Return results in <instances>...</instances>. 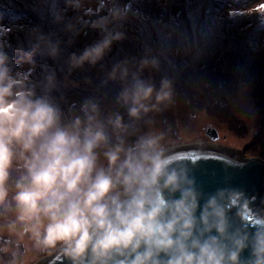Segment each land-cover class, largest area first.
<instances>
[{
	"label": "clouds",
	"instance_id": "1",
	"mask_svg": "<svg viewBox=\"0 0 264 264\" xmlns=\"http://www.w3.org/2000/svg\"><path fill=\"white\" fill-rule=\"evenodd\" d=\"M88 2L65 0L94 16L65 26L68 44L88 29L100 37L72 53L66 71L99 66L105 84L122 85L116 103L127 119L94 97L66 114L51 94L56 72L45 70L37 94L0 43V264H264V211L253 225L234 204L247 206L244 193L198 184L176 133L157 119L175 106L174 81L143 78L161 69L151 50L107 69L102 61L125 39L112 25L127 8L105 15L85 10ZM27 39L29 58L60 57L59 39L39 29Z\"/></svg>",
	"mask_w": 264,
	"mask_h": 264
},
{
	"label": "rangeland",
	"instance_id": "2",
	"mask_svg": "<svg viewBox=\"0 0 264 264\" xmlns=\"http://www.w3.org/2000/svg\"><path fill=\"white\" fill-rule=\"evenodd\" d=\"M41 1L0 0V9L14 11L25 9L32 12L27 8L29 4ZM110 1L105 0V4L101 6L100 0H89L84 8L92 13L99 11L104 14V7L109 5ZM113 1H115V7L121 8L133 3L134 8L135 6L149 8L147 5L157 4L167 9L173 5L203 6L209 0ZM215 1L218 4L220 2ZM63 2L64 0H60L59 3L63 5ZM56 4L59 6L58 3ZM237 4L239 3L237 2ZM261 6H264V0H247L242 1L239 7H235L237 11L221 13L223 17L219 21L226 27V29L221 28V38L225 40L224 45L216 43L217 47L214 46L216 51L213 55L207 56L205 53H200L201 63L198 67H203L205 70L200 75L205 89L201 91L202 93H197L195 90V95L201 105L208 106L209 104L205 102H207V98L211 99L213 104L208 110L196 109L197 106L191 103L190 98L183 91L174 87L175 106L159 115L157 119L162 122L164 127L170 126L176 133L177 146L209 142L217 147L241 151L247 159L258 158L264 161V12L259 11ZM131 14L133 13L131 12ZM75 16V20L78 16L87 17L85 20L94 19V16L86 15L84 10H76ZM29 23L34 24L35 22L31 20ZM43 29L41 28L40 31L44 32ZM233 31L238 32L241 38L245 39L243 40L245 42L243 50L234 47L236 40L231 35ZM28 32H20L13 25L0 23V43L4 44V51L13 50L16 45L30 47L29 43L22 39ZM241 53L244 63L240 64L238 58ZM17 71L23 72L19 68L13 72ZM143 78L150 79L159 86L163 76H156L154 70H145ZM103 79L104 82L106 77ZM77 86L74 82L67 81L63 91L68 96L66 104L70 115L85 100L86 94L89 98H97L105 112L120 111L127 119L126 110L119 108L116 103V97L122 88L119 82L110 81L107 84L99 85L104 89L103 91L98 86L90 88L86 87L87 85L76 90ZM198 88L197 86L196 89ZM211 92L215 95L209 98L212 95ZM208 129L218 132L217 140L212 141L207 136Z\"/></svg>",
	"mask_w": 264,
	"mask_h": 264
},
{
	"label": "trees",
	"instance_id": "3",
	"mask_svg": "<svg viewBox=\"0 0 264 264\" xmlns=\"http://www.w3.org/2000/svg\"><path fill=\"white\" fill-rule=\"evenodd\" d=\"M217 1H220L219 4L215 0H209L203 6L185 4L173 5L167 9L157 4L147 5L149 8L145 6H135L134 8L133 3L125 5L127 19L112 25L114 30L122 31L125 34V39L113 45L112 50L107 53L102 63L110 70L113 64L125 58H143L146 50H151L161 60V69L160 71L154 70L155 75L172 79L174 87L183 91L190 98L191 103L197 106L196 109L208 110L213 104L211 99L207 98V102H205L209 104L208 106L201 105L195 95V90L199 93L205 89L200 79L201 73L205 70L203 67H198L201 63L200 53H205L207 56L213 55L216 51L214 48L216 43L224 45L225 40L221 38V28L226 29V27L219 21L223 17L221 13L237 11L235 7H239L242 1L247 0ZM59 2L60 0L31 2L29 7H26L32 12L25 9H23L24 11L0 9V23L13 25L20 32L44 28V34L52 36L54 40L62 41L61 55L55 59L46 54H36L29 58L27 53L31 49L25 45H16L13 50L6 53L12 59L13 71L18 68L22 69L23 73L29 76L30 84L36 87L37 94L42 91L41 82L45 70L55 71L58 85L51 94L65 113L70 115L66 104L68 96L63 92L67 81L77 84L76 90L87 85L86 87L90 88L98 86L103 91L104 89L100 86L104 84L103 78L106 77V73L101 71L99 66L96 68L86 66L84 70H77L70 76L67 74L65 61L68 57L72 53H79L85 47L95 44L100 37L97 32L88 29L75 43L69 45L65 26L70 22H76V10L68 7L65 0L63 5ZM114 3L115 1L111 0L110 4L104 7L105 15L109 8L116 6ZM57 14L63 17V23H57ZM31 20H34L35 23L30 24ZM231 35L236 40L234 47L243 50L245 43L243 40L245 39L235 31ZM22 39L28 43L27 35ZM238 60L240 64L244 63L242 53ZM197 86L201 89H196ZM211 94L209 98L215 95L213 92ZM84 98L87 99L89 96L85 94Z\"/></svg>",
	"mask_w": 264,
	"mask_h": 264
},
{
	"label": "water",
	"instance_id": "4",
	"mask_svg": "<svg viewBox=\"0 0 264 264\" xmlns=\"http://www.w3.org/2000/svg\"><path fill=\"white\" fill-rule=\"evenodd\" d=\"M207 136L215 141L219 134L216 130L208 129ZM176 151L181 157L221 156L222 159L196 160L183 159L193 168V173L198 184L206 191L212 192L217 188L236 189L245 195L244 201L237 200L235 206L244 213L246 220L255 224L257 213L264 211V161L258 158L247 159L241 151L231 148L214 146L209 142L198 144H185L177 146ZM243 165V167H240ZM225 177H231L230 180ZM247 255V252L245 253ZM39 264H48L47 260H41ZM51 264H56L52 261ZM60 264H64L63 260Z\"/></svg>",
	"mask_w": 264,
	"mask_h": 264
},
{
	"label": "snow or ice",
	"instance_id": "5",
	"mask_svg": "<svg viewBox=\"0 0 264 264\" xmlns=\"http://www.w3.org/2000/svg\"><path fill=\"white\" fill-rule=\"evenodd\" d=\"M259 11L264 12V6H261ZM181 158H183V159H191V160H193L195 162L196 160H200V159H203V160L217 159V160H219V159H222L223 157H221V156H207V155L204 156V157H198V156L193 155L191 157H181ZM240 167H243V165H240ZM225 179L230 180L231 177H225Z\"/></svg>",
	"mask_w": 264,
	"mask_h": 264
}]
</instances>
